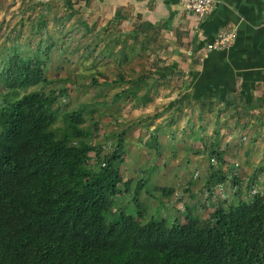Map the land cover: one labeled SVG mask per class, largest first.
Masks as SVG:
<instances>
[{"label":"trees","instance_id":"trees-1","mask_svg":"<svg viewBox=\"0 0 264 264\" xmlns=\"http://www.w3.org/2000/svg\"><path fill=\"white\" fill-rule=\"evenodd\" d=\"M22 5L0 48V264H264V160L257 163L256 151L240 158L242 140L240 146L229 143L237 152L234 161H226L220 138L207 148L203 136L201 150L184 137L183 150L217 159L205 185L195 191L193 178L180 190L156 187L165 197L189 194L209 216L189 204L184 218L171 220L145 217L141 209L138 216L117 214L118 197L140 193L148 182L147 173L136 185L123 173L126 159L137 154L127 140L135 125L117 128L134 109L183 87L177 65H168L157 51L156 25L140 14L134 23L124 13L107 20L86 0ZM67 65L74 75H50ZM59 81L73 89L47 91ZM110 86L114 91L107 90ZM72 90L78 93L75 105ZM182 99L174 97L169 109ZM194 127L183 134L194 133ZM201 132L206 135L207 128ZM160 138L152 134L141 141L156 152L162 170ZM223 163L228 175L218 165ZM228 183L236 197L226 198L224 188L225 199L216 201L218 189ZM195 192L214 205L201 202Z\"/></svg>","mask_w":264,"mask_h":264},{"label":"crops","instance_id":"crops-1","mask_svg":"<svg viewBox=\"0 0 264 264\" xmlns=\"http://www.w3.org/2000/svg\"><path fill=\"white\" fill-rule=\"evenodd\" d=\"M86 1L101 10L105 19L124 13L134 23L140 14L161 31L157 51L183 74V87L176 96L183 97L181 109L173 108L174 114L183 111L187 119L183 129L194 113L200 131L202 126L212 129L210 135L200 133V139L208 137L206 142L222 137L225 144L232 143V136L239 139L245 134L241 130L247 129L246 142L256 137L258 141L244 153L256 151L264 156V0H218L203 17L185 12L179 0ZM227 27L236 29V42L223 50H207ZM214 118L220 128L212 124ZM173 124L178 127L180 122Z\"/></svg>","mask_w":264,"mask_h":264},{"label":"rangeland","instance_id":"rangeland-1","mask_svg":"<svg viewBox=\"0 0 264 264\" xmlns=\"http://www.w3.org/2000/svg\"><path fill=\"white\" fill-rule=\"evenodd\" d=\"M24 0H0V23H1V30H0V48L2 47L4 41L6 40V36L8 34L9 29L11 26L15 24V21L19 19V16L17 14H20V11L23 9V3ZM59 0H51L50 2L53 4ZM17 16V17H16ZM16 17V18H15ZM106 19H110L108 15L106 16ZM126 26V25H123ZM23 30H26V27H24ZM62 60V58H61ZM64 65L67 64V61H62ZM71 67L69 65L66 66L65 69L55 70L57 74L51 73V76L58 77L65 74H71L74 75L72 71H70ZM82 72H87L85 69H80ZM180 85V84H179ZM70 87L73 89V85L69 82L65 81H59L47 88V91H50L51 89L59 88V87ZM182 86V85H180ZM114 87L110 86L107 88L108 91L113 90ZM164 93V92H163ZM180 94V90H176L175 92L171 93L170 95H161L156 97L155 101L148 104L147 106H143L141 108H136L133 110L132 118L124 122L121 126L117 128V131H121L122 129L135 125L131 131L127 135V140L129 143L128 148L132 150H136L135 153H133V157H129L125 161V165L122 169L123 173L130 174V177L135 180L134 184L136 185L137 182L140 180V178L147 173V180L148 182L145 184V187L140 191V193H135L126 191L124 194L120 195L118 197L116 208H117V214L119 215L122 210L128 213H132L136 216L140 209L143 211V215L145 217H150L152 215L155 216H163L167 217L170 220L175 216L179 215L181 218H184L187 212L186 205L189 204L194 208V211L199 210L200 215L202 214V217L209 216V211L205 207H199L197 208V205L199 206L198 200H191L189 199V194H186L184 197L182 196V193L179 191L178 196L174 194L171 197H165L162 196L160 190H158L156 187L158 185H166V186H172L178 187V189H184L185 186L189 185V183L192 181L193 178H197V182H195L193 189L195 191L199 190V187H202L206 183V176L209 174V171L215 167L214 164L217 159L212 158V160L209 159L210 154H198L193 151L186 152L183 150L181 143L185 140V138H182L184 135L182 132L183 127L187 123V119L183 117V111L182 112H176L174 114L173 107L169 109V101H171L174 97L178 96ZM78 96V93L74 90H72V102L71 104L75 105L76 97ZM72 105V106H74ZM177 107H175L176 109ZM128 112V110H127ZM162 113L156 116V114ZM151 114V117L149 116ZM174 114V117L177 121L180 120V124L177 127L175 124L171 123L168 125L166 121L168 120V117H172ZM156 116V118H155ZM217 116L215 115H212ZM125 117L129 119V114L126 113ZM184 118V119H183ZM174 120V121H176ZM154 121V124L152 128H150L149 131L146 130L145 125L149 124L150 122ZM168 122V121H167ZM198 115L197 113H194L192 116V120L190 121L188 126H192L195 124L194 133H189L188 136L186 135V138L189 137L193 140V142L196 143V148H201V150L204 149V145H200L202 143V139H200V133L201 131L199 128H197L198 125ZM165 123V126L163 128H159L160 124L162 125ZM212 124H217V128H220V123L215 122V118L213 119ZM179 128V129H178ZM177 129V131H175ZM201 129V128H200ZM218 130V129H217ZM173 131V133H172ZM212 129L207 130L206 135L211 134ZM244 135H242L239 139L243 141L244 148L242 151H240L241 148H239L238 155L240 158L244 157V152L247 147H252V140L248 139V142H246L247 137H244L246 135L247 129L241 130ZM263 132L264 129H261ZM264 133V132H263ZM152 134H158L162 135V138H160V145L165 148L163 150L164 154L162 156V167L164 166L165 169L161 170L159 164H156L154 161V158L156 159V152H152L145 144L142 143L141 140H146L150 138ZM262 134V133H261ZM232 143H234L236 146H240L238 140V137L236 135L232 136ZM244 137V138H243ZM175 138V139H173ZM208 138V137H207ZM211 141V140H210ZM210 141L204 142L205 145L207 144L210 148ZM261 141V140H260ZM173 142V143H172ZM226 140L222 137L220 138V149L225 151L224 159L226 161H234V154L237 152L235 148L232 146L230 147L228 144H225ZM230 142V141H229ZM262 144V143H261ZM190 147V146H189ZM188 147V148H189ZM195 149V147H193ZM262 148L264 149V145H262ZM167 149V151H166ZM106 150H109L108 148ZM255 154V151L254 153ZM137 155V159L135 160V157ZM258 160L263 161L264 156L263 154H257ZM240 162H242L240 160ZM245 165L248 164L249 166L253 167L252 163H244ZM221 169L224 171L225 174L230 173V168L226 163H223L222 165L218 164ZM252 167H247L246 172H249L250 169L252 170ZM147 171V172H146ZM166 174V175H164ZM245 177V175L240 176ZM152 179V180H151ZM151 180V181H150ZM244 183H246L244 181ZM184 187V188H182ZM226 189L227 191V197L226 198H234L235 190L232 186H230V183L226 185L225 187H221L217 191L216 195V201H222L225 199V195L223 193V189ZM126 189V188H124ZM196 197L201 200V202H207L209 207L214 205V202H210L211 200L206 197V194L199 195L197 192H195ZM135 198H137V202H135ZM218 198V199H217ZM214 200V199H213ZM244 200L248 201L247 198ZM242 200V202L244 201ZM240 199L237 201L239 202ZM196 207V208H195ZM194 215H197L198 213H194ZM147 212V213H146ZM108 218H111V215L108 216Z\"/></svg>","mask_w":264,"mask_h":264},{"label":"built area","instance_id":"built-area-1","mask_svg":"<svg viewBox=\"0 0 264 264\" xmlns=\"http://www.w3.org/2000/svg\"><path fill=\"white\" fill-rule=\"evenodd\" d=\"M185 12L203 17L209 14L218 0H179ZM264 25V13L262 17ZM237 40V31L234 27H227L219 32L216 39L207 45L209 51H219L233 45Z\"/></svg>","mask_w":264,"mask_h":264},{"label":"water","instance_id":"water-1","mask_svg":"<svg viewBox=\"0 0 264 264\" xmlns=\"http://www.w3.org/2000/svg\"><path fill=\"white\" fill-rule=\"evenodd\" d=\"M37 1H39V2H41V3H47V2H50L51 0H37Z\"/></svg>","mask_w":264,"mask_h":264}]
</instances>
